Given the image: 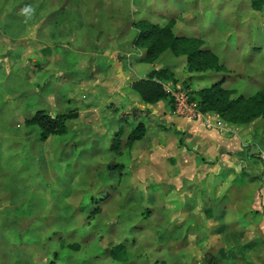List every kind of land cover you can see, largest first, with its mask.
Segmentation results:
<instances>
[{
	"label": "rangeland",
	"instance_id": "374dc122",
	"mask_svg": "<svg viewBox=\"0 0 264 264\" xmlns=\"http://www.w3.org/2000/svg\"><path fill=\"white\" fill-rule=\"evenodd\" d=\"M148 23L196 37L222 68L189 71L169 47L145 58L137 35ZM160 67L202 107V88L227 95L228 106L205 110L264 151V118L245 119L258 107L249 96L264 91V0L257 9L251 0H0V264H200L207 252L219 264L248 263L247 245L229 246L252 212L235 209L238 194L220 203L219 179L210 192L200 185L210 172L200 160L228 155L186 138L170 93L150 108L130 87ZM72 108L66 131L46 139L26 122L37 109ZM139 120L145 133L130 142ZM249 157L245 167L264 176V160ZM247 180L241 193L259 199L260 178Z\"/></svg>",
	"mask_w": 264,
	"mask_h": 264
},
{
	"label": "crops",
	"instance_id": "0c3cea01",
	"mask_svg": "<svg viewBox=\"0 0 264 264\" xmlns=\"http://www.w3.org/2000/svg\"><path fill=\"white\" fill-rule=\"evenodd\" d=\"M136 96H138V94ZM140 100L142 99L140 98ZM163 100L164 99L159 100L155 103H149L144 100H142V102L143 104L152 108L153 105L160 104L161 102H163ZM201 111L204 114L198 115L195 118H189L179 115L178 117H175L176 119L174 120L176 125L180 126V130L185 131V136L187 139L192 138V136L194 135L199 138V141L197 142V148L201 150V152L205 153L206 155H215L216 149L218 147V150L222 152L223 155H228L222 157V159L217 162L218 164L214 163L209 166L207 165V163H212L211 157H208L206 159L207 162L200 160V163L202 165H206L207 169H209L210 171L208 176H204L200 180L201 188H207L210 192L211 184H217L219 179L218 184L213 187L215 189L217 187V190L215 191L217 194L221 193V199H223L224 201H221L220 203L229 201L230 205L233 199L237 197L235 194L239 195V197H237L235 200L237 202V206L235 207V209L237 211L240 210L246 212L247 214L252 212L253 215L250 214L245 220H243L242 223L247 224L244 230L245 233L242 232L239 235V237L241 238L236 240V244L234 241V244L230 245L229 247L232 248L237 244H239L240 246L247 245L245 246V248H241L242 253L240 256H243L241 260H245L246 262L248 261L247 264H264V244L257 248L255 242H249L253 239H260L262 242H264V176H258L252 172L250 173V171H253V169L249 168V166L245 167V165L249 163V156L255 155L259 157V155L257 154L260 152L261 147L255 141H250L243 135L238 134L234 127H232L222 119L219 112L214 110ZM207 120H209L210 122L209 125H207ZM229 144L234 145L233 151L226 148V146H228ZM236 160H238V162H236ZM234 164L236 165L235 170L234 168H232ZM185 165L189 166L190 164L187 162L184 163V166ZM244 174L247 177L244 176L245 179H241V183L239 184V186L234 184L232 191L226 189L227 186L231 184L232 180H235L237 176L238 180H240V177ZM254 176H256V178H260L259 185H257L256 187H260L258 191H260L262 195L258 199L259 195L257 194V191H255L254 193H252V195H248L247 193V197L245 198L241 190H246V186H248L247 179H249V177L253 178ZM253 187L254 186L250 187L249 185L248 188L251 189ZM213 202L216 206L218 201ZM223 205L226 206L227 204ZM253 218L257 219V224L251 220ZM225 222H227V220ZM243 240L249 241L246 242ZM239 250L240 249L236 251ZM213 254L216 255L219 264L218 255L216 253Z\"/></svg>",
	"mask_w": 264,
	"mask_h": 264
},
{
	"label": "trees",
	"instance_id": "16d2710c",
	"mask_svg": "<svg viewBox=\"0 0 264 264\" xmlns=\"http://www.w3.org/2000/svg\"><path fill=\"white\" fill-rule=\"evenodd\" d=\"M261 1L262 0H251V6L257 9ZM137 36L141 43L145 42L147 48L144 56L145 58L151 57L158 49L162 50L169 47L176 54L186 55L187 68L189 71L222 68V64L219 63L217 55L207 48L200 47L199 40L196 37L175 35L167 25L159 26L157 23L141 24ZM173 79L176 81L173 72L168 67L152 68L145 76L133 80L130 87L142 100L155 103L169 96V92L165 89L163 82ZM219 88L220 85L217 86V89ZM199 91L202 93L201 103L204 104V107H202L200 102L197 101L201 110L205 111V109L208 108H216V101L224 106H228L231 102L227 95L214 97V95H216L214 91H211L207 87ZM248 100L254 104H258V107L253 109L245 119L249 120L255 117L264 118V91L249 96ZM245 101H247V99ZM225 108L218 109L224 110ZM132 111L137 114L146 112L137 108L132 109ZM76 116H78V112L74 108L53 114L44 109H37L26 122L28 124L37 125L40 128L41 138L46 139L51 134L64 133L66 131L67 120L75 118ZM144 133L145 124L143 121L139 120L127 134V140L131 142L140 139ZM117 246L116 249H112V256L117 257L118 254L122 252V244H118ZM200 264H218V259L215 254L207 252L203 256Z\"/></svg>",
	"mask_w": 264,
	"mask_h": 264
},
{
	"label": "built area",
	"instance_id": "2783aa9c",
	"mask_svg": "<svg viewBox=\"0 0 264 264\" xmlns=\"http://www.w3.org/2000/svg\"><path fill=\"white\" fill-rule=\"evenodd\" d=\"M164 83V82H163ZM165 89L168 90L170 95L173 97V107L176 114L195 118L198 115L204 114L198 105L196 99H192L184 86L180 83H173L172 80L166 81L164 83ZM207 125L210 124L209 120L206 121ZM259 157L264 160V151L260 150L258 153Z\"/></svg>",
	"mask_w": 264,
	"mask_h": 264
},
{
	"label": "clouds",
	"instance_id": "9594fccd",
	"mask_svg": "<svg viewBox=\"0 0 264 264\" xmlns=\"http://www.w3.org/2000/svg\"><path fill=\"white\" fill-rule=\"evenodd\" d=\"M34 12V9L30 6H26L22 9V15H24L27 19H30L32 14Z\"/></svg>",
	"mask_w": 264,
	"mask_h": 264
}]
</instances>
